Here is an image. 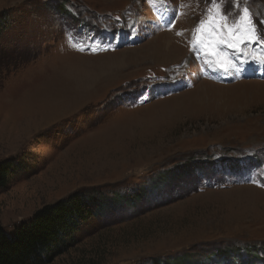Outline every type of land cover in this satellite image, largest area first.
<instances>
[{
    "label": "rangeland",
    "instance_id": "1",
    "mask_svg": "<svg viewBox=\"0 0 264 264\" xmlns=\"http://www.w3.org/2000/svg\"><path fill=\"white\" fill-rule=\"evenodd\" d=\"M245 7L264 33V0H0V226L81 192L108 206L50 264H264V78L218 81L194 46L201 20ZM120 33L138 40L100 47ZM162 35L176 54L141 51Z\"/></svg>",
    "mask_w": 264,
    "mask_h": 264
},
{
    "label": "trees",
    "instance_id": "2",
    "mask_svg": "<svg viewBox=\"0 0 264 264\" xmlns=\"http://www.w3.org/2000/svg\"><path fill=\"white\" fill-rule=\"evenodd\" d=\"M11 18L0 17V36L10 26ZM13 164L0 162V187L10 179ZM165 177H167L165 175ZM142 191L134 196H140ZM116 203L124 200V194L117 193ZM107 202L98 197L76 192L54 203L37 209L32 217L22 222L14 231L8 232L0 226V264H50L66 254L80 242L83 228L96 213L107 208ZM153 264H187L183 258L172 261H152Z\"/></svg>",
    "mask_w": 264,
    "mask_h": 264
},
{
    "label": "snow or ice",
    "instance_id": "3",
    "mask_svg": "<svg viewBox=\"0 0 264 264\" xmlns=\"http://www.w3.org/2000/svg\"><path fill=\"white\" fill-rule=\"evenodd\" d=\"M156 2L163 3V0H156ZM227 19L226 16L221 14L219 20L223 23H217L214 17H209L208 21L201 20L200 26L196 31L202 35L198 39L194 37V46L198 44L205 50V55L216 57L215 61H207L209 64L215 62L218 64L219 68L226 73L232 72L240 74L245 71L241 65L248 64V59H244L239 63L232 60H225L223 54L219 51V45L223 44L239 50V44L243 43L244 40L264 44V33L258 34V30L252 22L247 7L243 8V14L240 16L239 22L233 26L227 24ZM254 59L256 58L254 57ZM256 62L264 66V56L256 59Z\"/></svg>",
    "mask_w": 264,
    "mask_h": 264
},
{
    "label": "bare ground",
    "instance_id": "4",
    "mask_svg": "<svg viewBox=\"0 0 264 264\" xmlns=\"http://www.w3.org/2000/svg\"><path fill=\"white\" fill-rule=\"evenodd\" d=\"M264 11V10H263ZM167 34H170V35H173V32H170V33H167ZM159 48V49H158ZM159 50V51H158ZM178 50V48L176 47V45L172 42V40L171 39H169L168 37H165V36H160L159 38H156L150 45H148V46H146V47H144V48H142L141 49V51H143V52H148V53H150V54H156V52L157 53H159V55H160V53L162 54V55H173V54H176V52H178L177 51ZM122 61V63H123V59L121 58V56H118V57H116V58H111L110 60H109V64H107L109 67H116V66H119V63ZM121 64V63H120ZM97 66V65H96ZM107 66V67H108ZM106 68V67H105ZM111 70V69H110ZM108 71H109V69H108ZM87 74V73H86ZM203 83V82H202ZM207 83V82H206ZM203 85H205L204 87H212V88H223V87H221V86H219V85H217L216 86V84L215 85H213V84H210V85H208V84H203ZM202 87V86H201ZM204 87H203V89H204Z\"/></svg>",
    "mask_w": 264,
    "mask_h": 264
},
{
    "label": "crops",
    "instance_id": "5",
    "mask_svg": "<svg viewBox=\"0 0 264 264\" xmlns=\"http://www.w3.org/2000/svg\"><path fill=\"white\" fill-rule=\"evenodd\" d=\"M119 49V48H118ZM117 50V49H116Z\"/></svg>",
    "mask_w": 264,
    "mask_h": 264
}]
</instances>
